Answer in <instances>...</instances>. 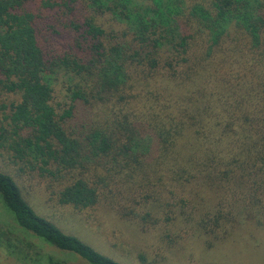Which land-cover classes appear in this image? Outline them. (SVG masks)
Returning a JSON list of instances; mask_svg holds the SVG:
<instances>
[{"label":"trees","instance_id":"trees-1","mask_svg":"<svg viewBox=\"0 0 264 264\" xmlns=\"http://www.w3.org/2000/svg\"><path fill=\"white\" fill-rule=\"evenodd\" d=\"M0 157L16 226L87 264L122 263L19 178L47 207L180 220L208 248L264 224V0H0Z\"/></svg>","mask_w":264,"mask_h":264},{"label":"rangeland","instance_id":"rangeland-1","mask_svg":"<svg viewBox=\"0 0 264 264\" xmlns=\"http://www.w3.org/2000/svg\"><path fill=\"white\" fill-rule=\"evenodd\" d=\"M5 166L8 165H4L0 157V168ZM19 179L17 182L25 199L37 213L52 217L64 232L79 236L122 264H264V224L243 222L238 230L224 240L214 241L213 246L208 248L204 243L207 239L198 238L191 225L176 220L171 232H165L170 234V240H176L170 246L167 240L161 238L165 233L159 228L143 233L136 224L119 220L111 211L95 210L86 217L85 212L75 214L77 212L69 208L47 207L43 188L31 190L27 184L31 181L22 183ZM185 231L186 236L183 234ZM0 237L11 244L9 248L0 245V264H48L47 257L67 264H87L22 232L1 200ZM19 248L23 249L18 251Z\"/></svg>","mask_w":264,"mask_h":264}]
</instances>
